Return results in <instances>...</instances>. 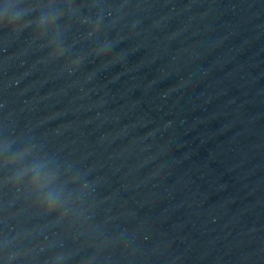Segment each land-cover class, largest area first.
Returning a JSON list of instances; mask_svg holds the SVG:
<instances>
[{"label": "water", "instance_id": "95a60500", "mask_svg": "<svg viewBox=\"0 0 264 264\" xmlns=\"http://www.w3.org/2000/svg\"><path fill=\"white\" fill-rule=\"evenodd\" d=\"M0 264H264V0H0Z\"/></svg>", "mask_w": 264, "mask_h": 264}]
</instances>
